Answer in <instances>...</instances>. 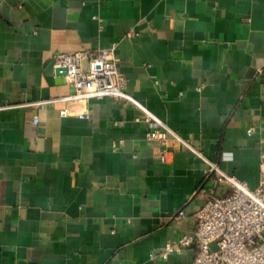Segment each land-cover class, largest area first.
<instances>
[{"label": "crops", "instance_id": "1", "mask_svg": "<svg viewBox=\"0 0 264 264\" xmlns=\"http://www.w3.org/2000/svg\"><path fill=\"white\" fill-rule=\"evenodd\" d=\"M113 45L136 100L260 186L264 0H0V264H191L195 244L161 253L231 192L189 149L149 141L133 104L63 101L55 54Z\"/></svg>", "mask_w": 264, "mask_h": 264}, {"label": "built area", "instance_id": "2", "mask_svg": "<svg viewBox=\"0 0 264 264\" xmlns=\"http://www.w3.org/2000/svg\"><path fill=\"white\" fill-rule=\"evenodd\" d=\"M116 51L117 46L113 45L98 50L55 54L52 60L54 73L65 71L64 77L74 89L63 101L87 106L93 99L111 97L133 104L143 114L137 121H143L150 127L149 141H173L189 149L209 164L210 171L218 174V183L231 188V192L224 196L210 195L196 215L194 233L168 245L161 254L167 257L195 244L197 251L191 264H264V138L260 141L261 183L258 188L251 189L246 182L207 160L188 140L128 92V79L119 69ZM85 108L78 116L88 119L89 112ZM63 114L70 113L64 111ZM34 121L39 123L37 118ZM247 132L253 135L256 128L250 127ZM184 215L181 210L176 216Z\"/></svg>", "mask_w": 264, "mask_h": 264}, {"label": "water", "instance_id": "3", "mask_svg": "<svg viewBox=\"0 0 264 264\" xmlns=\"http://www.w3.org/2000/svg\"><path fill=\"white\" fill-rule=\"evenodd\" d=\"M57 74L64 76V75L66 74V72L64 71V72L61 73V71L58 70V71H57Z\"/></svg>", "mask_w": 264, "mask_h": 264}]
</instances>
